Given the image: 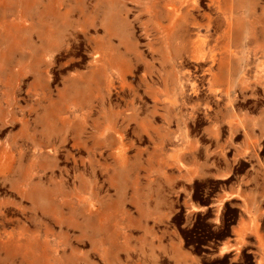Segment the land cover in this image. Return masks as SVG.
Returning <instances> with one entry per match:
<instances>
[{
  "label": "rangeland",
  "instance_id": "obj_1",
  "mask_svg": "<svg viewBox=\"0 0 264 264\" xmlns=\"http://www.w3.org/2000/svg\"><path fill=\"white\" fill-rule=\"evenodd\" d=\"M175 1L0 0V264H264V0Z\"/></svg>",
  "mask_w": 264,
  "mask_h": 264
},
{
  "label": "bare ground",
  "instance_id": "obj_2",
  "mask_svg": "<svg viewBox=\"0 0 264 264\" xmlns=\"http://www.w3.org/2000/svg\"><path fill=\"white\" fill-rule=\"evenodd\" d=\"M171 1L176 3L175 0H171ZM183 5H184V2H180V8L183 7ZM180 10H181V9H180ZM174 13H175V16H176V14H177V13H176V10L174 11ZM110 15H111V17H113L112 13H111ZM111 21H112V22H111V25H115V24H116V22H113L114 19H112ZM108 23H109V22H108ZM229 26L232 27V24L229 23ZM166 36H167V35H166ZM166 40H167V39H166ZM105 60H106V59H105ZM216 80H217V79H216ZM0 161H1V160H0ZM8 166H9V165H8ZM8 166H6V167H8Z\"/></svg>",
  "mask_w": 264,
  "mask_h": 264
}]
</instances>
